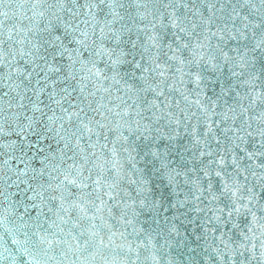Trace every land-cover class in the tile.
Wrapping results in <instances>:
<instances>
[{
	"label": "snow or ice",
	"instance_id": "obj_1",
	"mask_svg": "<svg viewBox=\"0 0 264 264\" xmlns=\"http://www.w3.org/2000/svg\"><path fill=\"white\" fill-rule=\"evenodd\" d=\"M0 264H264V0H0Z\"/></svg>",
	"mask_w": 264,
	"mask_h": 264
}]
</instances>
